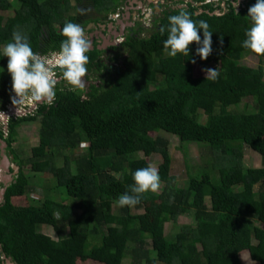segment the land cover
Here are the masks:
<instances>
[{
	"label": "trees",
	"instance_id": "16d2710c",
	"mask_svg": "<svg viewBox=\"0 0 264 264\" xmlns=\"http://www.w3.org/2000/svg\"><path fill=\"white\" fill-rule=\"evenodd\" d=\"M15 1L19 7L13 9L10 0H0V111L15 95L8 57L1 51L15 29L28 35L35 52L47 55L59 51L65 22L102 26L133 0H73L74 7L68 0ZM158 1V11L152 6L151 29L135 24L119 47L109 49L121 50L120 67L109 71L100 59V44L92 45L87 74L105 72L110 74L108 81L89 84L85 97L58 83L51 106L39 103L33 114L9 117L6 131L0 127V146L3 141L19 168L10 185L32 190L21 171L28 164L34 173L51 174L60 194L58 201L44 198L18 206L11 202V188L5 189L0 204V264L6 259L13 264H76L77 259L121 264L126 253L130 264H241L242 251L255 262L264 260V78L260 66L240 63L245 55L264 58L242 47L251 26L248 9L256 0H245L238 8L228 1L224 7L204 0ZM161 1L171 2L173 8ZM71 10L76 14L70 15ZM181 10L209 24L212 52L207 59L196 54L195 42L188 57L180 53L171 57L164 48L167 31L161 34L160 28H167L168 17ZM199 35L203 39L202 29ZM194 65L218 68L219 76L214 81L195 79ZM247 100L251 111L229 110ZM37 118L39 144L45 149L73 154L80 143L89 144L84 154L74 157V171L69 155L57 166L55 155L23 160L11 147V134L19 125ZM149 131L175 136L183 151L189 143L210 150L213 163L206 193L190 176L185 188L171 184L168 141L150 137ZM244 147L260 155V168H244ZM137 153L144 158H134ZM154 154L162 158L158 171L169 206L152 229L147 213H133L142 207L147 193L133 207H118V213H113V205L134 183L135 170L147 167L145 158ZM188 213L194 224L166 240L164 224ZM42 225L51 227L62 243L44 237L38 231ZM64 231L67 236L62 238ZM29 234L32 241H25Z\"/></svg>",
	"mask_w": 264,
	"mask_h": 264
},
{
	"label": "rangeland",
	"instance_id": "374dc122",
	"mask_svg": "<svg viewBox=\"0 0 264 264\" xmlns=\"http://www.w3.org/2000/svg\"><path fill=\"white\" fill-rule=\"evenodd\" d=\"M43 1V0H40ZM63 1V0H60ZM72 7H74V1L68 0ZM178 1V0H172V2ZM188 1V0H184ZM12 3L13 9L19 7V3L15 0H10ZM137 2V1H136ZM158 0H138V7L134 8L132 7V4H130L127 7H124L122 9H119L116 15H114L112 18V23L110 24L109 21H106L103 23V27H99L95 25L94 22L90 23V28H85L86 35L89 40L94 39V35H100L102 36V39H97L99 42H105L108 46H114L119 47L120 43L123 41L121 37L123 35L118 34L115 38L113 35H115V32H118L119 27L122 26V28H125V24H130V26H134L135 23L139 24L141 27L145 29H151L152 27V21L154 18V9L152 6H156L158 4ZM132 3V2H130ZM141 4V5H140ZM162 6L168 5V7H172L171 2H160ZM12 10L8 12V15H12ZM159 13V12H156ZM218 12H215L217 14ZM70 15H75V10H71L69 12ZM137 21V22H136ZM136 26V25H135ZM106 27L109 29L108 32H105ZM57 28V27H56ZM58 29V28H57ZM104 30V31H102ZM128 34L127 30H125L124 35ZM146 35V33H145ZM98 42V44H100ZM101 46V45H100ZM3 48H1V51L3 53ZM102 50V47L99 48ZM121 50L118 49L116 51L114 50H102L100 52V59L104 61V63L108 66V70L110 71L113 67H120L121 66ZM241 64L250 66V67H261V70L263 72V78H264V58L263 57H257L255 55H245L244 59L240 61ZM211 68V65H207L206 67L194 65L193 66V75L195 79H203L206 78V74L204 69ZM111 73V72H110ZM106 75V76H105ZM110 74H105V72L101 73V75H98L96 71H93L92 74H87L86 78H83L84 87L83 88H75L72 85H70L67 81L61 80L59 81L60 87H68L71 88V90L75 91L77 94L82 95L85 97L89 84H97V83H105V81H108ZM6 107L10 108L12 110L11 117H21L26 114H33L34 110L36 109V106H32L30 108H25L22 111H20L18 114H16V107L12 104L11 99L10 102L6 105ZM232 112H245V111H251L252 110V103L251 101L247 100L239 104L238 106L229 108ZM6 119L0 120V127H2L3 131H6ZM200 120L202 122L205 121V116H201ZM39 128H40V119L37 118L35 121L32 122H22L19 127L11 134V147L15 150L16 154L19 156L20 159L27 160L28 158H34V157H41L45 156L48 153L50 155H55V164L57 166H61L63 164V156L69 155L72 159V170L74 171V157L76 158L77 155L84 154L89 144L87 142H82L78 145V147L75 149L73 154H70L68 150H61L58 152V150L55 149H45L39 144ZM147 134L152 137H161L168 141L167 149H168V155L171 159V167H170V175L174 178V180L171 181V184H173L175 187L178 188H185L188 186L190 180L189 176L194 178L198 181V185L200 188H204L205 193L208 191V183H209V171L211 169L213 159L210 150L207 147H204L201 144L196 143H189L185 147V151L181 149V144L179 140L170 134L164 133V132H147ZM185 152V153H184ZM3 154L6 155L8 163L6 166V169L4 170L1 167L2 159L0 157V191L3 189H6L10 187V198L11 202L14 205L18 206H27L28 204L40 202L44 198H50L52 200L58 201L60 199V194L55 190V178L49 174V173H34L28 164H25L22 167V173L24 176H26L29 179V185H31L32 190L28 191L27 187H23L19 184H12L11 182L14 181V179L17 176V173L19 172V168L16 172H13V167L16 166V163L12 160V155L9 151H6V147L3 149ZM1 155V151H0ZM134 158H144L142 153H137L133 155ZM149 165H153L155 167H159V165L162 163V158L159 154H154L150 157L145 158ZM243 166L245 169L248 168H260L261 163V157L258 153L252 151L251 149H248L244 147L243 149ZM115 176H118V174H114ZM9 176V181H4V178ZM44 186H48L47 188H44ZM165 187V183L161 182V187L159 189L158 193H152L148 192L146 194V198L144 199L143 205L140 209H133V213L135 214H142L147 213L150 218V222L152 225V229H155L159 215L161 212H164L168 209L169 203L166 201V199L162 195V190ZM257 189V187H255ZM205 199H208V196H205ZM3 202V198H0V204ZM208 203V201H207ZM118 204L113 205V213H118ZM194 218L192 213H188L185 215L180 216L177 218L175 222H167L164 224V235L166 240H173L175 235L179 233L180 229L182 227H187L194 224ZM38 231L46 238L52 239L57 241L59 244L62 243V239L56 235L54 230L46 225H42L38 228ZM67 236V232L64 231L62 234V238ZM25 241H32L33 235H25L24 237ZM147 248H149V241ZM240 262L241 264H264V260L261 262H255L251 258H249V255L247 251H242L239 254ZM9 264L10 261L6 260L3 261V264ZM76 264H100L91 260L86 259H77ZM121 264H130V255L126 253L124 256Z\"/></svg>",
	"mask_w": 264,
	"mask_h": 264
},
{
	"label": "clouds",
	"instance_id": "9594fccd",
	"mask_svg": "<svg viewBox=\"0 0 264 264\" xmlns=\"http://www.w3.org/2000/svg\"><path fill=\"white\" fill-rule=\"evenodd\" d=\"M130 4L134 8L139 5L138 0H133ZM238 5L239 0H235V8ZM156 8L157 5L155 11H158ZM247 16L250 17L251 26L245 32L246 38L242 41V47L257 55H264V0H256V3L249 7ZM168 21L167 28L161 27L160 32L164 34L167 31L163 46L168 50L169 56L176 57L180 53L188 57L189 46L195 42L198 45L196 54L202 60L208 58L212 52V32L206 21L193 20L191 14L184 10L169 16ZM201 29L203 39L199 35ZM61 35L65 39L61 41L59 51L47 55L35 52L28 35L19 28L12 32L11 41L4 46L3 56L8 57L7 71L11 74L12 92L15 93L11 96V102L16 107V114L39 103L51 106L55 102L56 87L60 79L75 88L84 87L83 78L87 74L86 65L89 63L87 53L92 50V43L85 28L79 23L65 22ZM117 35L115 33V37ZM121 35H124V32ZM195 62L193 59L192 63ZM204 71L208 80L214 81L219 76L218 68H206ZM6 117L8 116L4 112H0V120ZM132 179L134 183L118 198L119 207H133L141 202L144 194L158 193L161 187L158 168L151 164L135 170Z\"/></svg>",
	"mask_w": 264,
	"mask_h": 264
},
{
	"label": "flooded vegetation",
	"instance_id": "af4514ba",
	"mask_svg": "<svg viewBox=\"0 0 264 264\" xmlns=\"http://www.w3.org/2000/svg\"><path fill=\"white\" fill-rule=\"evenodd\" d=\"M137 22V21H136ZM126 24H127V22H126ZM125 24V25H126ZM135 24H137V23H135ZM128 25H130V24H128ZM100 27V26H99ZM131 27H134V26H129V27H125L124 29H122V26H120L119 28L120 29H118V32H115L116 34H123V32L125 33V30H129ZM101 28V27H100ZM102 31H104V30H102ZM109 31V29L106 27V30H105V32H108ZM101 35V34H100ZM100 35H94V39H91L90 40V42L92 43V45L94 44V43H97L98 44V40L97 39H99L100 37H102V36H100ZM113 37L115 38V35H113ZM100 43V45L101 46H99L98 47V50H99V48L100 47H102V50H109L110 48H112V46H108L105 42H99ZM101 50V51H102ZM3 196H4V194H3ZM5 264V263H4Z\"/></svg>",
	"mask_w": 264,
	"mask_h": 264
},
{
	"label": "water",
	"instance_id": "95a60500",
	"mask_svg": "<svg viewBox=\"0 0 264 264\" xmlns=\"http://www.w3.org/2000/svg\"><path fill=\"white\" fill-rule=\"evenodd\" d=\"M156 10H157V8H156ZM5 146H6L5 143L4 142H1V146H0L1 159H2L1 167L4 170L6 169V166H7V163H8V160H7L6 155L2 153ZM17 170H18V167L17 166L13 167V172H16ZM9 179H10V177L7 176V177L4 178V181H9ZM13 182H15V181H13ZM4 191H5V189H3V190L0 191V198H3ZM9 264H11V263H9Z\"/></svg>",
	"mask_w": 264,
	"mask_h": 264
},
{
	"label": "built area",
	"instance_id": "2783aa9c",
	"mask_svg": "<svg viewBox=\"0 0 264 264\" xmlns=\"http://www.w3.org/2000/svg\"><path fill=\"white\" fill-rule=\"evenodd\" d=\"M228 1V2H233L235 3V0H204L205 3H211V2H215V3H219L221 7H224L225 6V2ZM245 0H239V5L241 3H243ZM238 5V6H239ZM238 8V7H237ZM219 14V12L217 13ZM0 112H4L8 117L6 119V121L8 120V118L10 117L12 110L8 107L6 108L5 111H0Z\"/></svg>",
	"mask_w": 264,
	"mask_h": 264
},
{
	"label": "crops",
	"instance_id": "0c3cea01",
	"mask_svg": "<svg viewBox=\"0 0 264 264\" xmlns=\"http://www.w3.org/2000/svg\"><path fill=\"white\" fill-rule=\"evenodd\" d=\"M130 25H128V24H126V26L125 27H129ZM122 29H124V27L122 28ZM98 35V34H97ZM101 39H102V37H100ZM11 264H13V263H11Z\"/></svg>",
	"mask_w": 264,
	"mask_h": 264
}]
</instances>
